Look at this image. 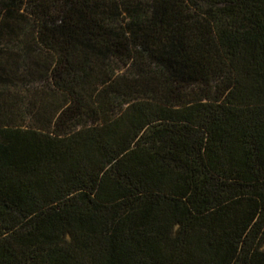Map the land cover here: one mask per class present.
Masks as SVG:
<instances>
[{
  "label": "trees",
  "instance_id": "16d2710c",
  "mask_svg": "<svg viewBox=\"0 0 264 264\" xmlns=\"http://www.w3.org/2000/svg\"><path fill=\"white\" fill-rule=\"evenodd\" d=\"M23 4L52 58H0V264H264V0L0 1V40Z\"/></svg>",
  "mask_w": 264,
  "mask_h": 264
},
{
  "label": "rangeland",
  "instance_id": "374dc122",
  "mask_svg": "<svg viewBox=\"0 0 264 264\" xmlns=\"http://www.w3.org/2000/svg\"><path fill=\"white\" fill-rule=\"evenodd\" d=\"M0 1L6 4L8 0H0ZM115 1L118 2L120 4V7H122V10L125 11L132 10L131 9L132 1H133V5L138 4L140 2L142 4L148 2V0H115ZM17 8L19 9H12L14 10L13 15L11 16L12 23L14 22L13 30H7L10 32V34L9 33L4 34V36H2V39L0 40V58H24L27 55H29V58H52V53L47 51L42 45L34 42L33 40V36L36 33L37 28H35V25L31 20L32 16L26 4H23ZM128 16L129 15L127 12H124L122 15H120L119 19L122 25L124 23L126 24L128 20H130ZM130 48L133 49L132 55L135 56V58H141V56H139L136 53L139 50V47L137 45L130 44ZM143 58L145 57L143 56ZM132 59L131 58L120 59L115 56L110 57V61L113 65V68L107 69L110 76L113 78L114 77L119 79L121 78L120 80H122L123 78L124 83L131 85L134 88L133 90H135V95H136L135 97L144 96V95L153 96L156 93V91L159 92L160 89H158V87L161 86L164 80H161L159 78L153 79L154 75H152L151 79L150 78L147 79L146 76L137 75L135 69V62ZM37 67L40 70H44L43 66H37ZM151 68L154 70H159L160 65L153 63L151 64ZM34 75L36 77H41L40 74L38 73H34ZM224 75L225 74L223 72L222 74H220L218 71L213 70L210 73H207L206 75L202 76L198 80L183 82L180 85L181 88L180 93H183L184 95H192V96H198L200 94L213 96V88L216 85H218V83L224 82ZM50 82H51V78L48 79L46 76L41 79L34 80L31 83L32 86L29 88L31 91L30 96L33 94V92H38V94H41L42 98L46 101H49L50 99L57 100L54 95H49L48 93H46V90L48 89L47 86H49ZM170 88L171 90H173V87ZM13 94H14L13 92L12 93L3 92V91L0 92V112H2L1 111V109L3 108L2 105L5 104L6 100H8L7 101L8 104L11 99H13L14 101L17 100L15 99L16 97ZM15 111L18 112L17 109H14V114ZM25 114H27V116ZM25 114H24V118L20 117V115H17V118L21 122H25V123H27V121L31 122L30 114L28 113Z\"/></svg>",
  "mask_w": 264,
  "mask_h": 264
}]
</instances>
